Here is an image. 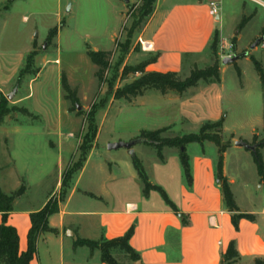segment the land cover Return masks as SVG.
<instances>
[{
  "label": "crops",
  "instance_id": "0c3cea01",
  "mask_svg": "<svg viewBox=\"0 0 264 264\" xmlns=\"http://www.w3.org/2000/svg\"><path fill=\"white\" fill-rule=\"evenodd\" d=\"M168 1H156L150 21L141 33L144 45L149 46L147 51L157 55V60L148 64L145 71L175 72L182 75L186 63L192 70L197 58L207 52L215 31L221 35L217 27L220 16L214 18L209 14V3H220L222 0ZM258 2L264 7V2ZM72 6H68V12L72 10ZM9 8L8 0H0V93L4 96L17 85L18 74L24 67L27 56L34 50L38 51L41 46L31 38L30 47L21 46L25 51H13V41L5 33L9 24ZM123 13L124 11L121 12ZM73 26L57 27L55 40L60 39L66 27L73 30ZM110 37L114 42L115 31ZM236 38L237 44L238 37ZM93 51L101 50L95 48ZM49 58L47 49L36 55L34 63L38 67V73L28 85L38 82L46 72L45 75L51 78L63 104L60 68H47L49 62L59 65V58L56 57L53 61ZM223 70L220 69L219 83L205 84L194 92L183 95L159 94L154 99L152 97L153 100L148 98V94H144L127 102L130 110L143 108L147 114L152 113V118L136 127L127 140H135L142 131L171 129L177 124L199 130L205 122L223 119V130L232 137L231 145L224 153L223 175L240 212L253 215L255 220L240 219L238 229H235L232 213L226 208L221 184L217 179L218 148L211 142L187 145L190 184L186 180L179 153L166 152L167 147L162 150L163 161L155 153L151 165L144 166L136 155V145L133 148L134 155H130L127 149L112 150L115 151L114 154H104L106 152H97L98 147L94 146L82 168L73 175L64 199L59 200L58 212L48 218V225L55 232H45L39 236L37 250L30 264H105L101 261L98 249L91 252L87 246L76 243L79 240L100 242L102 239H114L124 236L132 227L134 233L129 243L140 255V264H221L222 255L231 241L235 242L240 255L236 264H254L256 258L264 261V206L262 202H255L256 196L264 199V187L258 178L256 194L251 192L242 169L245 166L243 159L249 158L252 151L242 152V147L235 146L238 140L250 144L259 130L264 129V113L257 116L250 125L248 138L237 131H229L223 108ZM17 99L19 104L21 98ZM125 106L119 108L120 114H124ZM1 127L7 162L5 167L0 164V176L7 173L6 177L15 180L16 185L13 189L4 191L0 183V188L6 194L13 193L20 187L24 188L23 194L13 203L7 224L17 230L19 251L25 252L31 228L30 214L41 210L49 198L60 191L65 164L77 154L79 144L73 135V129L68 133L64 131L59 114L54 121L50 120L40 127V134L47 138L42 149H39V142L31 141L30 143L35 144L34 149L25 151L19 145L22 142L18 141L19 149L12 150V144L8 145L12 142H9L10 137L21 135L24 128L20 123L5 120ZM51 136H55L56 141ZM97 140L96 143H99V138ZM24 155L36 156L35 168L22 160ZM229 155L234 157L237 166L234 173H230L228 169ZM97 156H102L103 159L100 162L96 160L92 165V173L85 178L89 164ZM45 157H52L47 167ZM133 157L141 161L149 182L165 191L179 213L172 210L158 192L143 194V184L134 168ZM34 171L36 179L43 181L55 175L56 184L54 189L46 191L37 205L23 206L27 194L34 186L29 181L34 176ZM234 186L245 191V201L250 202V207L242 206ZM181 214L185 216L186 224L183 223ZM2 222L3 216L0 213V224Z\"/></svg>",
  "mask_w": 264,
  "mask_h": 264
},
{
  "label": "rangeland",
  "instance_id": "374dc122",
  "mask_svg": "<svg viewBox=\"0 0 264 264\" xmlns=\"http://www.w3.org/2000/svg\"><path fill=\"white\" fill-rule=\"evenodd\" d=\"M127 1H130V3H127ZM141 1L8 0V5L10 6L9 24L5 29V33L13 41L11 44L13 51H25L21 46L27 45L28 47L31 38H33L41 45L38 47V53H43V50L47 49L50 60L53 61L56 57L59 58V65L49 62L47 68L51 66L60 68L61 76L65 75L67 77L71 89L76 90L78 98V103L73 104L65 99V92L62 89V104L60 94L57 93V88L51 78L45 75L46 72L38 82L29 86L28 83L37 76V74L33 75V73L38 72V67L34 63L32 72L26 74L23 82L19 85L18 92L12 100H8V107L12 111L4 120L10 123H20L21 127L24 128L21 135H12L10 137L9 142H12L8 145L12 144V150L19 149V145L25 151L34 149L33 146L35 144L30 143L31 141L39 142V149H42L47 138L40 134V127L50 120L54 121L59 114L64 131L68 133L70 129H73V135L79 144L77 154L65 164L64 175V173L71 171L79 163L81 157L80 147L86 148L90 152L95 146L96 148L98 147L97 152L114 154L115 151L107 153V145L109 143L130 142L127 140L129 134L139 125L147 123L146 120L148 118H152V113L147 114L145 109L141 108V110L133 111V108L130 110L127 107L128 101L124 99L115 100L113 98V93L117 88L123 87L141 75L135 73L134 70L142 68V65L154 56L153 53L147 51L148 48L141 39V33L150 21L152 14L144 17L141 22L136 23L137 13L133 4L139 5ZM173 1L176 0H169L168 2ZM261 1L264 2V0ZM70 4L73 6L72 10L68 12L67 9ZM218 4L220 20L217 23V27L221 35L219 33L216 52L214 54L212 45H210L207 52L197 58L194 68L203 69L217 61L219 68L224 69L221 73V78L224 89L223 108L226 113V125L230 128L229 131H237V133L248 138L247 134L249 133L250 125L254 123V119L257 116L264 113V89L253 62V60L259 62L264 70V7L248 0H222ZM122 11H124L123 14H121ZM24 17H26V20H24ZM245 17L249 19L248 22L243 28H239ZM58 19H60V22ZM62 25H74V28L71 30L70 27H66L58 41L55 38L51 45L46 46L48 32L57 27L61 28ZM113 31L116 33L114 42L111 41L110 37ZM234 37H238V42L235 46L232 43ZM256 40H260V44L252 49L251 47ZM117 44L119 47H117ZM95 48L112 53L109 69L101 81L95 76L98 67L92 64L87 55V51H93ZM232 56H240V59L232 64H222L223 58ZM125 68L129 71L126 76L123 75ZM190 72L189 64L186 63L184 71L180 75L181 78L185 79L190 75ZM60 85L62 86V79ZM204 85L205 83L200 82L191 91L187 90L186 92H194V90ZM144 94H148V98L153 100L156 95L161 93L151 89ZM19 97L21 102L18 104L17 98ZM124 105H126V110L124 114H120L119 108ZM23 109H27L31 115L23 114ZM1 128L0 123V164L5 167L7 161L4 156V141ZM32 128H37V130ZM198 131L197 129L177 124L168 129L162 136L176 137ZM50 138L56 141L55 136ZM98 138L99 143H96ZM120 138L122 140H119ZM231 139L232 137L223 132L224 141H231ZM263 140L264 129H260L258 135H256L255 142L253 143L252 140L250 144L256 147ZM18 141L22 143L18 145ZM166 150V152L179 153L177 148L167 147ZM241 150L242 152L249 151L245 148ZM262 150L264 159V148ZM155 153L157 151L151 145L145 143L136 145V155L143 165L145 164L144 166L151 165V160L155 157ZM102 159V156L93 157V161L89 164L85 173V178L92 173V165L95 164L96 160L100 162ZM22 160L29 163L32 167H36V156L24 155ZM51 161L52 157H45V166L50 165ZM243 163L245 165L242 169L245 171L243 174L244 178L249 182L251 192L256 194L259 177L253 156L250 155L249 158L243 159ZM228 169L230 173H234L237 169L232 155L228 157ZM6 175L7 173H4L0 176V183L3 185L4 191L11 190L16 185L15 180L8 179ZM35 175L34 171V176L29 180L31 183L33 182L34 186L27 194L22 204L23 206L37 205L42 201L46 191L55 187L57 179L55 175L44 181L36 179ZM24 184L26 186L25 182ZM234 187L242 206L250 207V202L245 201V191L238 186ZM157 194L161 197L159 193ZM63 197H65V189L61 188L59 192L49 198L48 202L53 203ZM260 198L256 196L255 202H262L264 206V199ZM116 257L121 261L123 260L122 255Z\"/></svg>",
  "mask_w": 264,
  "mask_h": 264
},
{
  "label": "trees",
  "instance_id": "16d2710c",
  "mask_svg": "<svg viewBox=\"0 0 264 264\" xmlns=\"http://www.w3.org/2000/svg\"><path fill=\"white\" fill-rule=\"evenodd\" d=\"M157 0H142L139 5L133 4L136 7V23L143 20L144 17L150 16L154 11V5ZM248 18H244L239 26L243 28L248 22ZM58 29L54 28L50 30L47 39L46 46L52 44L53 40L57 36ZM236 37L233 38L232 43L236 45ZM219 42V32L215 31L212 39V49L214 54L217 49ZM117 47L119 45L117 44ZM38 54L37 50L32 51L26 58L24 67L20 70L17 79V85L19 86L26 74L32 72V67L34 64V59ZM111 52L108 51H91L87 52L89 59L92 64L98 67L95 76L101 81L109 69L110 66V56ZM157 60V55L151 57L147 62H145L142 68H137L135 73L141 74L134 81L125 84L121 88H117L113 93V98L115 100L124 99L130 102L132 99L144 95L148 90H156L161 94H168L170 92L176 93L178 95H183L188 89L196 87L200 82L205 84L219 83L220 82V68L218 62L216 61L213 65L206 68H193L190 75L185 79H182L178 73L168 72V73H158V72H146L145 67ZM255 68L259 75L262 87L264 89V70L261 64L253 60ZM38 72H34L36 75ZM129 71L127 68L124 69L123 75H128ZM62 89L65 92V99L71 101L73 104L78 103V98L76 95V90H72L68 79L65 75L62 76ZM9 101L6 96L0 93V123L10 115L12 109L8 107ZM23 114L31 115L27 109L22 110ZM168 128H162L155 131H142L139 136L135 138L139 143H145L154 147L158 153L160 160H164L162 155V150L165 147L177 148L179 150V158L182 163L184 174L187 182L191 183V174L189 166V158L186 151V147L190 143L203 144L208 141L215 144L218 148V162H217V179L221 184L222 194L224 198V203L226 208L230 213H232V223L235 229H238V222L240 219H247L254 221L255 217L251 214L241 213L234 195L231 191L230 185L227 179L223 175V160L224 153L230 147L231 141L223 140V119L216 122H205L196 133H186L181 136L176 137H165L162 136ZM256 136L253 137V143L255 142ZM264 148V140L257 144L254 151H252V156L254 162L257 166L258 175L260 182L264 187V160L261 153V149ZM81 157L79 163L67 173H64L62 177V189L66 190L73 175L82 168L84 162L87 159L88 150L86 148L80 147ZM134 168L143 184L144 195L149 194L151 191L158 192L165 203L175 212L179 213L175 205L168 198L165 191L156 185L149 182L145 169L141 161L133 157ZM24 188L20 187L13 193L6 194L0 188V213L3 216V222L0 224V264H30L34 254L37 250V241L39 236L45 232H55L48 225V218L52 214L58 212L59 201L53 203L48 202L41 210L32 212L30 214L31 228L28 233V247L25 252L19 251V237L17 230L7 224V219L9 213L13 210V203L17 197L22 195ZM64 197L60 200H63ZM182 221L186 224L185 216L181 214ZM134 233V228L132 227L124 236L117 237L114 239H102L100 242H94L89 240H79L76 245L87 246L91 252L95 249L100 251L101 261L105 264H135L140 261V255L131 247L129 241ZM122 255L123 260H119L116 256ZM240 259V255L236 249V244L231 241L222 255L221 264H236ZM254 264H264V261L256 258Z\"/></svg>",
  "mask_w": 264,
  "mask_h": 264
},
{
  "label": "water",
  "instance_id": "95a60500",
  "mask_svg": "<svg viewBox=\"0 0 264 264\" xmlns=\"http://www.w3.org/2000/svg\"><path fill=\"white\" fill-rule=\"evenodd\" d=\"M67 10L69 11V8ZM259 44H260V40H256V42L253 44V46L251 48L253 49ZM245 56H246V54H245ZM239 59H240V56L225 57L222 59V64H224V65L232 64ZM18 90H19V86L16 85L15 88L6 96L7 100H12L14 95L18 92ZM138 143H139L138 140H132L130 142H122V141L112 142V143H109L107 145V149L109 151H112V150H118V149L124 148V149L128 150L130 155H134V149L133 148ZM235 146L242 147V148H245V149L250 150V151H254L256 148L254 145L248 144L247 142H245L243 140L236 141ZM136 264H140V262L138 261V262H136Z\"/></svg>",
  "mask_w": 264,
  "mask_h": 264
},
{
  "label": "built area",
  "instance_id": "2783aa9c",
  "mask_svg": "<svg viewBox=\"0 0 264 264\" xmlns=\"http://www.w3.org/2000/svg\"><path fill=\"white\" fill-rule=\"evenodd\" d=\"M249 1L261 5L260 2H258V0H249ZM219 10H220V8H219L218 3H216V2H210L209 3V14L212 17H214V18L218 17L219 16ZM147 48H149V46H147Z\"/></svg>",
  "mask_w": 264,
  "mask_h": 264
}]
</instances>
